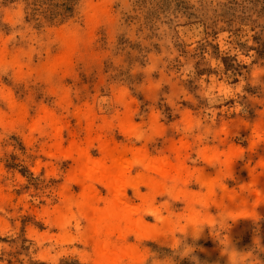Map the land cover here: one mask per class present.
Segmentation results:
<instances>
[{
	"label": "rangeland",
	"instance_id": "374dc122",
	"mask_svg": "<svg viewBox=\"0 0 264 264\" xmlns=\"http://www.w3.org/2000/svg\"><path fill=\"white\" fill-rule=\"evenodd\" d=\"M75 146L186 174L150 206L128 193L146 225L171 227L128 236L129 264H264V203L237 221L204 204L210 191L251 201L264 179V0H0V264H93L78 209L55 222L81 195Z\"/></svg>",
	"mask_w": 264,
	"mask_h": 264
},
{
	"label": "bare ground",
	"instance_id": "6f19581e",
	"mask_svg": "<svg viewBox=\"0 0 264 264\" xmlns=\"http://www.w3.org/2000/svg\"><path fill=\"white\" fill-rule=\"evenodd\" d=\"M69 51L73 50L70 48ZM69 69L68 59H55L50 63L47 74L52 78L59 72H68ZM45 118L53 122L50 115ZM124 127L130 131L134 128L129 117L126 118ZM131 154L129 157L126 152H122L108 161L105 156L93 158L89 150L81 146L68 148L66 151L65 156L76 164L72 180L80 187L81 195L77 199L67 200L68 197H65V208L62 207L56 213L55 222L60 227L65 225L71 214L69 208L75 206L78 209L87 222V243L94 249L93 264L134 262L137 253L134 247L125 244L128 236H162L171 230L166 220H161L160 226L146 225L139 210L132 205L128 193L132 192L133 196L142 200L143 205L150 206L158 192L184 184L186 174L180 165H174L167 159L153 158L142 151ZM208 160L213 163L219 161L220 157L214 153ZM224 163L228 169L232 165L229 159ZM135 168H139V172L133 175ZM95 184H101L108 190L106 198L100 197L95 191ZM204 184L212 189L219 182L207 179ZM142 185L148 189L147 194L140 193ZM249 187L251 201L241 197H228V203L225 204L210 191L204 204L223 206L236 221L247 219L255 206L264 203V179H251ZM252 188H255L253 192Z\"/></svg>",
	"mask_w": 264,
	"mask_h": 264
}]
</instances>
